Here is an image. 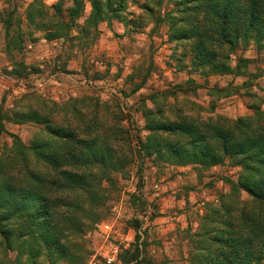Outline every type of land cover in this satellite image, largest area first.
Masks as SVG:
<instances>
[{"label":"rangeland","instance_id":"1","mask_svg":"<svg viewBox=\"0 0 264 264\" xmlns=\"http://www.w3.org/2000/svg\"><path fill=\"white\" fill-rule=\"evenodd\" d=\"M74 1L0 0V163L22 183L39 176L53 199L81 202L83 227L71 236L81 253L71 264H192L203 231L211 230L207 220L216 219L212 212L220 216L219 205L239 209L246 201L231 192L240 169L227 162L182 166L148 154L145 114L154 121L255 123L254 110L264 113V51L253 42L224 47L229 73L195 69L193 41L170 39L171 1L128 0L118 18L95 27L87 24L89 0H76L78 15ZM240 60L249 62L238 71ZM17 70L21 76L12 74ZM21 113H38L42 122L21 121ZM52 128L107 144L115 155L114 168L77 171L97 180L93 198L49 184L59 183L58 171L33 147L66 149ZM3 244L0 237V264H28L26 254ZM36 263L50 264L46 257Z\"/></svg>","mask_w":264,"mask_h":264},{"label":"trees","instance_id":"2","mask_svg":"<svg viewBox=\"0 0 264 264\" xmlns=\"http://www.w3.org/2000/svg\"><path fill=\"white\" fill-rule=\"evenodd\" d=\"M126 1L89 0L91 13L87 24L95 27L99 21L118 18ZM168 1L175 4L173 14L167 17L170 39L173 42L193 41L191 53L195 69L229 73L223 58L224 47L234 49L253 42L257 50L264 51V0ZM74 4L78 15L81 3L75 0ZM177 16L182 18L178 20ZM199 16H203L201 21ZM247 62L240 60L241 66L236 69L242 70ZM15 72L12 74L21 76L20 71ZM254 111L255 123L238 119L230 125L219 126L185 117L169 122L163 115L154 121V114L150 111L145 114L144 130L148 136L143 148L148 154L182 166L209 169L227 162L240 169L236 183L230 182L231 192L236 197L243 192L246 201L240 202L239 209L219 205V210L223 211L220 216L218 211L212 212L216 219L207 220L211 230L203 231L199 255L191 260L192 264H264V113L258 109ZM17 116L21 121L42 122L38 113ZM51 131L53 138L66 142V149L56 154L48 152L58 150L55 146L35 143L33 147L38 159L58 171L59 183L49 184L54 189L58 184L62 194L84 192L93 198L98 182L94 175L81 173L95 166L103 171L114 168L117 162L112 150L107 144L96 147L93 139H77L76 131L59 128ZM7 170V165L0 163L3 250H20L31 259L32 262L27 260L28 264H37L41 257H46L50 264H71L78 260L81 247L71 236L81 232L83 227L78 217L83 206L81 202L53 199L39 176L28 174L27 181L22 183L21 178L16 180ZM138 253L136 249L135 255Z\"/></svg>","mask_w":264,"mask_h":264}]
</instances>
